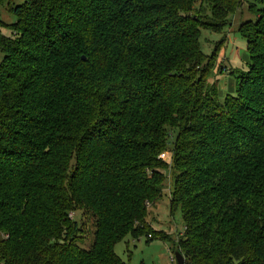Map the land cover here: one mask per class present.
Here are the masks:
<instances>
[{"label":"trees","instance_id":"1","mask_svg":"<svg viewBox=\"0 0 264 264\" xmlns=\"http://www.w3.org/2000/svg\"><path fill=\"white\" fill-rule=\"evenodd\" d=\"M243 1L9 8L15 21L0 34V264H130L114 245L129 234L169 241L184 264H264V0H252L255 19L238 26L250 59L235 94L218 98L209 82L216 54L199 43ZM168 183L169 210L179 208L184 228L175 240L147 219ZM83 214L92 219L87 247Z\"/></svg>","mask_w":264,"mask_h":264},{"label":"rangeland","instance_id":"2","mask_svg":"<svg viewBox=\"0 0 264 264\" xmlns=\"http://www.w3.org/2000/svg\"><path fill=\"white\" fill-rule=\"evenodd\" d=\"M9 1L10 5L7 2L0 3V34L4 35H10L9 28L5 25L15 21L14 15L9 8L15 4H21L24 0ZM251 1L244 0L239 9L231 15L229 23L222 26L218 31L201 30L199 43L202 51L207 55L216 54V62L214 70L209 76V82L216 84L220 100H223L227 94H235L237 72L246 70L250 59L246 49V42L240 35L238 26L246 19H255V11L250 8L249 4ZM2 56L3 53L0 51V61ZM175 133L176 130H172L169 150L162 153V158L167 162L171 161L170 150ZM165 174L169 177L168 171ZM169 187L168 183V189L164 187L159 200L148 207L147 219L153 229L159 233L161 232L169 239L175 240L179 233L183 232L184 228L182 213H180L179 208L175 209L174 212L169 210ZM80 222L83 227L82 245L87 247L92 238V231L90 230L92 226L91 216L83 214ZM147 237L145 235L133 238L129 234L114 244L115 252L121 260L130 264H176L173 253L169 250L171 247L169 241L158 238H151L146 241Z\"/></svg>","mask_w":264,"mask_h":264},{"label":"water","instance_id":"3","mask_svg":"<svg viewBox=\"0 0 264 264\" xmlns=\"http://www.w3.org/2000/svg\"><path fill=\"white\" fill-rule=\"evenodd\" d=\"M173 257H174V259L176 261V264H184V258H183L182 254L179 251L176 250L173 253Z\"/></svg>","mask_w":264,"mask_h":264},{"label":"built area","instance_id":"4","mask_svg":"<svg viewBox=\"0 0 264 264\" xmlns=\"http://www.w3.org/2000/svg\"><path fill=\"white\" fill-rule=\"evenodd\" d=\"M163 157V156H162ZM151 235L150 234H148V237H150ZM172 260H173V258H171Z\"/></svg>","mask_w":264,"mask_h":264},{"label":"crops","instance_id":"5","mask_svg":"<svg viewBox=\"0 0 264 264\" xmlns=\"http://www.w3.org/2000/svg\"><path fill=\"white\" fill-rule=\"evenodd\" d=\"M162 156H163V154H162Z\"/></svg>","mask_w":264,"mask_h":264}]
</instances>
